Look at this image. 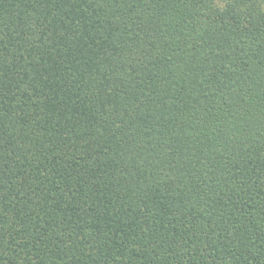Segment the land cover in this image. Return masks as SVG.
Here are the masks:
<instances>
[{
    "label": "trees",
    "instance_id": "1",
    "mask_svg": "<svg viewBox=\"0 0 264 264\" xmlns=\"http://www.w3.org/2000/svg\"><path fill=\"white\" fill-rule=\"evenodd\" d=\"M0 264H264V0H0Z\"/></svg>",
    "mask_w": 264,
    "mask_h": 264
}]
</instances>
